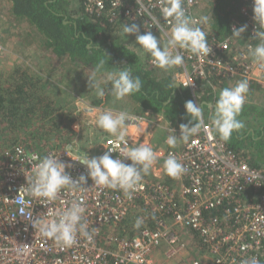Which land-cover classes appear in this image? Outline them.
<instances>
[{"label":"built area","instance_id":"obj_1","mask_svg":"<svg viewBox=\"0 0 264 264\" xmlns=\"http://www.w3.org/2000/svg\"><path fill=\"white\" fill-rule=\"evenodd\" d=\"M241 1L245 21L235 20L231 35L223 38L214 32V18L211 20L202 12V0H183L193 19L208 17L206 23L194 26L205 31L212 52L198 59L179 50L184 63L176 67L174 78L203 109V124L199 133L171 148L166 140L161 146L152 143L154 130L172 128L179 138L178 125L169 123L164 115L132 114L138 119L130 128L138 126L144 131H130L126 137L128 147L145 143L158 159L143 176L131 200L119 189L96 185L88 177L87 167L72 160L86 156L68 149L39 152L16 143L0 146V264H160V255L168 260H183L182 264H260V257L264 256V168L254 165L251 151L234 150L220 139L210 123L213 111L198 100L204 89L211 90L216 100L225 82L247 80L249 87L264 84V63L254 62L248 54L249 45L257 44L246 39L255 38L256 31L261 30L253 18V0ZM139 11L142 15H137ZM81 13L94 22L99 17L106 18L116 30H122L123 24L136 23L140 34L150 30L165 43L170 35L171 25L161 17L159 0H82ZM152 16L160 19L159 31L151 27ZM243 25H247V30L241 37L232 36L233 27ZM3 50L0 43V52ZM151 61L152 57L149 65L158 68ZM185 83L189 85L185 87ZM110 147L116 149L114 137L104 142L99 156ZM170 153L187 169L179 179L164 171L163 163ZM34 155L57 156L70 165L66 172L74 181L83 175L86 183L62 189L57 199L47 205L25 197L32 211L31 220L47 219L49 210L60 212L73 202L81 203L86 209L88 230L95 229L91 242L78 235L76 244L62 247L41 235L21 212L15 199L22 194L19 190L27 186L26 177L31 175L32 167L39 162L32 159ZM112 157L122 158L120 149ZM134 214L143 218V225L115 234ZM196 247L203 254L188 258Z\"/></svg>","mask_w":264,"mask_h":264},{"label":"clouds","instance_id":"obj_2","mask_svg":"<svg viewBox=\"0 0 264 264\" xmlns=\"http://www.w3.org/2000/svg\"><path fill=\"white\" fill-rule=\"evenodd\" d=\"M159 11L161 17L171 25L166 44L162 45L160 39L153 35L150 30L140 34V27L136 23L122 25V33L125 36L135 34L136 44L144 52L151 55V62L156 67L167 71L182 66L184 55L179 50L186 51L198 59L209 56L212 47L208 43L205 31L199 26H194L198 23H206L207 16L201 17L199 21L193 19L187 14L183 0H159ZM253 13L254 21L261 29L256 31V37L259 38L260 43L255 47L249 45L248 54L254 62L264 63V0H253ZM137 15H142V13L139 11ZM153 26L158 31L160 30V19L155 16L151 17V27ZM246 30L247 25L239 28L233 27L232 36L239 38ZM103 66L104 61L102 60L95 72H99ZM88 81L100 97L105 94L100 87L101 82H110L111 94L116 100H123L125 97L139 92L142 87L140 78L138 76L134 77L127 68L108 73L103 81H97L94 73ZM179 83L181 84V82ZM188 85L185 83L184 86L187 87ZM248 91L249 84L247 80H240L235 86L226 87L219 91L214 114L210 117V123L224 142L230 140L234 131L239 132L244 127V123L238 117L245 104ZM184 107L186 113L191 117L189 123L192 124L193 121L195 123L192 126L181 124L179 138L176 136L175 130L169 128L170 134L167 136L166 144L171 148H175L178 141H187L190 136L199 133L203 124V109L200 105L189 100L185 102ZM137 119L138 117L127 111L117 112L106 109L100 112L95 120L98 128L115 138L116 149H120L122 158H113L112 153L116 149L111 147L107 148V151L98 157L89 158L88 155H86V158L71 157L73 161H79L87 167L88 177L96 185L119 189L129 200L133 198L132 193L140 185L143 176L149 173L158 159V155L153 148L145 143L128 147L129 141L126 137L129 132L142 133L144 131V128L138 126L130 128L131 123ZM121 145H124V147L120 148ZM32 159L39 162L32 167L31 175L26 177L27 186L19 190L22 191V194L15 199L21 212L26 214V218L29 220H31L32 211L29 209V202L26 201L25 197H30L33 200L40 201L42 205H47L57 199L62 189L77 187L81 182L86 183V177L83 175L77 181H74L66 172V168L70 165L58 160L57 156L49 155L40 158L34 155ZM125 160L131 161V163H125ZM163 168L166 174L173 179H179L187 171L172 153L164 160ZM85 211L86 209L81 203L73 202L65 210L60 212L49 210L47 219L40 217L31 220V223L44 237L53 239L62 247H70L77 243L78 235L89 242L93 240L95 229L91 232L88 230L84 217ZM143 223V218L138 217L134 227L139 229ZM252 264H256V262L253 261Z\"/></svg>","mask_w":264,"mask_h":264},{"label":"trees","instance_id":"obj_3","mask_svg":"<svg viewBox=\"0 0 264 264\" xmlns=\"http://www.w3.org/2000/svg\"><path fill=\"white\" fill-rule=\"evenodd\" d=\"M10 2L12 3V15L17 20L26 21L36 29V33L42 39V42L39 41L40 47H43L42 51L51 54L56 67H59L61 71L67 70V68H74V70L80 68L92 76L95 73L98 78L103 74L127 68L134 77L138 76L142 83L139 92L125 97L135 109L162 113L169 123L179 127L181 124L192 126L195 123L194 121L192 124L189 123L191 117L186 113L184 107L186 101L194 102L191 94L174 85V77L171 72L159 68L155 70L129 48L132 45L124 44L120 36L122 30L114 29L108 19L99 17L94 22L83 13L79 15L76 10L77 13L70 10L69 0H10ZM242 7L241 0H216L213 8V29L218 36L229 37L233 22L235 20L245 21L241 15ZM246 39L254 44L260 43L257 37L251 39L247 36ZM102 60L104 61L103 68L99 72H95ZM155 74L160 77H155ZM23 75L26 76V73L24 72ZM9 77L13 80L12 83L7 84L5 88V85L3 87L2 84L0 85V128L15 132L16 129L7 126L3 120L19 118L18 109L21 106H29L31 95L36 90L32 84L25 82L19 84V78L13 77V74ZM238 81L240 80L225 82L223 88L233 87ZM102 89L105 93L104 96H99L100 100L93 101L96 107L101 105L103 99L106 102L114 97L111 94L110 82L103 83ZM256 91H261V86L255 83L251 84L247 93L248 100ZM54 95L57 97L56 94ZM214 98L211 90L207 89L202 90L198 95L200 104L207 109H209L208 103L216 105L218 98L216 100ZM55 101L56 99L46 103H42V100L36 103L32 101L33 107L27 109V112H32L40 102L49 110L56 105ZM209 110L214 113V106ZM46 119L43 120L46 121ZM238 119L245 126L250 121L262 122V125H259L258 130L254 129V132L249 126H246L244 132L241 131L242 129L239 132L234 131L226 143L230 148L240 150L246 146L250 139L253 146L256 147L254 165L264 168V110L259 106L245 102ZM28 139L33 143L36 141L35 145L39 146L40 138ZM260 264H264V256L260 257Z\"/></svg>","mask_w":264,"mask_h":264},{"label":"rangeland","instance_id":"obj_4","mask_svg":"<svg viewBox=\"0 0 264 264\" xmlns=\"http://www.w3.org/2000/svg\"><path fill=\"white\" fill-rule=\"evenodd\" d=\"M8 2L9 0H0V36L3 38L0 43L4 48L0 52V85L2 84V87L5 85V88L7 84L12 83L13 80L9 77L12 71L13 77L19 78V84L21 82L32 84L36 91L31 95L29 106H21L18 109L19 118L3 120L7 126L16 130L11 132L0 128V146H10L16 143L39 152L68 149L81 156H99L104 142L113 136L96 126L95 120L98 114L106 109L136 114L134 106L126 98L116 100L115 97L106 102L103 99L100 106H94L93 101L101 98L89 85L88 79L93 76L80 68L77 70L67 68V70L64 69L66 71H61L59 67H56L51 54L43 52L41 45L32 44V41L36 42L38 38L30 36L29 28L24 22L21 23L12 15L10 5L12 3ZM202 2V12L213 20L216 0H202ZM75 6L81 9V2H78V5L75 3ZM120 36L124 44L132 45L131 41L136 40L133 35L125 36L122 33ZM161 44L166 43L162 41ZM137 47L140 46L137 45ZM24 72L26 76L23 75ZM106 76L107 74L98 78L95 76V79L103 81ZM102 86L101 82L100 87ZM54 94L57 97H54ZM52 99H56L54 103L56 105L48 110L42 103L50 102ZM261 99H264V96H261ZM41 100L42 103L40 102L37 108L30 113L27 112V109L33 107V102ZM42 117L47 118L46 121ZM169 134L170 132L164 129L154 130L152 143L161 146ZM34 137L40 138L38 147L35 145L36 141L33 143L28 139ZM252 149L255 156L256 147ZM138 217V214H134L118 227L115 234L121 235L124 230H132ZM190 254L192 256L188 258L194 257L195 254L202 255L203 252L196 247L195 251ZM157 262L182 264L175 258L168 260L164 255H160Z\"/></svg>","mask_w":264,"mask_h":264},{"label":"crops","instance_id":"obj_5","mask_svg":"<svg viewBox=\"0 0 264 264\" xmlns=\"http://www.w3.org/2000/svg\"><path fill=\"white\" fill-rule=\"evenodd\" d=\"M70 1V3H71V11H74L75 12V10H78V9H80V8H76V6H75V3L78 5V2H81L82 3V0H77V1H74V0H69ZM9 2H10V0H9ZM8 2V3H9ZM11 3V2H10ZM11 5V7H12V4H10ZM75 13H77V12H75ZM77 14H81V9L80 10H78V13ZM21 23L22 22H24V24L29 28V32H30V36H34L35 38H38V40H36L37 42H34V41H32V44H35V43H37L38 45H41L40 43H38V41H40V42H42V39H41V37L36 33V29L35 28H33L32 26H30L26 21H21V20H19ZM1 39H3L1 36H0V40ZM130 41V40H129ZM136 40H134V41H131L132 43V46H130L129 48H131L133 51H135L143 60H144V62H148L149 61V59L151 58V55L150 54H148V53H146V52H144L143 51V49L141 48V47H137V44H136V42H135ZM135 46V47H134ZM55 57V56H54ZM54 60H56V59H54ZM76 70H77V68H75ZM156 69H158V68H156ZM155 69V70H156ZM160 69V68H159ZM169 72H171V74H172V76L175 78V73H176V69H175V67L174 68H172V69H169L168 70ZM11 74H13V72L11 71ZM155 77H157V78H159L160 76H157V74H155ZM177 82L175 81V79H174V85L177 87ZM259 86H261V91H256V92H254V94L249 98V100L247 101V103L248 104H252V105H256V106H259V107H261L263 110H264V99H261V96L263 97L264 96V84H258ZM178 88V87H177ZM181 89V88H180ZM208 104H210V105H208ZM207 104V106H208V108L209 109H211L212 107H210L211 106V104L212 103H208ZM133 105V104H132ZM212 105H214V104H212ZM215 106V105H214ZM134 109H135V107H133ZM138 109V108H137ZM137 109H135V111L137 112L136 114H142V113H145V112H150V111H146V110H142V109H139V110H137ZM150 113H152V112H150ZM156 115L158 114V115H163L162 113H155ZM155 116V115H154ZM165 117V116H164ZM248 125H250L249 127H251V129H252V132H254V129H257L258 130V128L260 127L259 125H262V122H255V121H250V123H248ZM246 126H247V124H246ZM245 125H244V127L242 128V132H244L245 131V129L247 128ZM256 131V130H255ZM251 132V131H250ZM132 133H134V132H132ZM254 146H253V143H252V141L249 139L248 141H247V144H246V146L244 147V148H242V149H246V150H248V151H251L252 153H253V155H254V150L252 149ZM192 253V252H191ZM179 263H181V260H177ZM177 262V263H178Z\"/></svg>","mask_w":264,"mask_h":264},{"label":"water","instance_id":"obj_6","mask_svg":"<svg viewBox=\"0 0 264 264\" xmlns=\"http://www.w3.org/2000/svg\"><path fill=\"white\" fill-rule=\"evenodd\" d=\"M177 87L180 89V88H181L180 84H177ZM208 105H210V104H208ZM212 106H214V105L211 104L210 107H212ZM215 106H216V105H215ZM215 106H214V108H215Z\"/></svg>","mask_w":264,"mask_h":264}]
</instances>
